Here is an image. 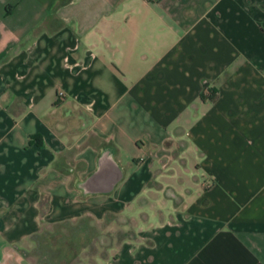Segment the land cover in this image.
Here are the masks:
<instances>
[{
  "label": "crops",
  "instance_id": "0c3cea01",
  "mask_svg": "<svg viewBox=\"0 0 264 264\" xmlns=\"http://www.w3.org/2000/svg\"><path fill=\"white\" fill-rule=\"evenodd\" d=\"M82 219L94 264H264V0H0V264Z\"/></svg>",
  "mask_w": 264,
  "mask_h": 264
},
{
  "label": "rangeland",
  "instance_id": "374dc122",
  "mask_svg": "<svg viewBox=\"0 0 264 264\" xmlns=\"http://www.w3.org/2000/svg\"><path fill=\"white\" fill-rule=\"evenodd\" d=\"M112 223L108 220L104 224H96L82 219L48 225L26 246V257L32 264L97 263L112 248ZM115 230L117 235H123L122 231L118 232V227ZM124 234L128 235L129 231Z\"/></svg>",
  "mask_w": 264,
  "mask_h": 264
},
{
  "label": "trees",
  "instance_id": "16d2710c",
  "mask_svg": "<svg viewBox=\"0 0 264 264\" xmlns=\"http://www.w3.org/2000/svg\"><path fill=\"white\" fill-rule=\"evenodd\" d=\"M206 88H207V87H206ZM206 90L210 92V95L208 96V97H209V99H210V100H214V97H212V96H211V95H212V92H211V90H210V89H208V88H207ZM203 94H204V93L202 92V94H201L202 98H203V96H204Z\"/></svg>",
  "mask_w": 264,
  "mask_h": 264
},
{
  "label": "built area",
  "instance_id": "2783aa9c",
  "mask_svg": "<svg viewBox=\"0 0 264 264\" xmlns=\"http://www.w3.org/2000/svg\"><path fill=\"white\" fill-rule=\"evenodd\" d=\"M59 94L61 95V92Z\"/></svg>",
  "mask_w": 264,
  "mask_h": 264
}]
</instances>
